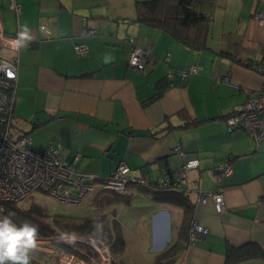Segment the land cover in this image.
I'll use <instances>...</instances> for the list:
<instances>
[{
  "label": "crops",
  "instance_id": "obj_1",
  "mask_svg": "<svg viewBox=\"0 0 264 264\" xmlns=\"http://www.w3.org/2000/svg\"><path fill=\"white\" fill-rule=\"evenodd\" d=\"M16 1L18 16L9 0H0V26L17 35L27 25L33 40L18 48L12 133L29 134L37 151L59 141L64 159L79 154L78 169L94 176L92 192L102 188L119 160L129 165L128 175L156 179L197 159L198 166L186 171L195 185L188 195L192 219L207 231L198 232L193 243L186 240L173 264H264V254L228 258L230 247L242 253L251 242L264 250V139L256 143L225 123L234 106L261 86L262 73L251 63L264 64V22L254 17L264 12V0L199 2L209 14L202 49L134 21L137 0ZM41 24L50 38L43 37ZM80 42L88 46L86 55L74 52ZM134 45L149 50L143 70L128 64ZM191 65L196 73L169 75ZM175 146L183 154L173 151ZM228 158L231 171L218 182L225 207L217 212L210 198L197 200V188H214L213 168ZM143 188L134 186L140 192L126 204L137 198L143 218L120 220L116 211L111 217L136 230L134 241L142 238L147 247L139 255L153 261L177 237L183 211L153 200Z\"/></svg>",
  "mask_w": 264,
  "mask_h": 264
},
{
  "label": "built area",
  "instance_id": "obj_2",
  "mask_svg": "<svg viewBox=\"0 0 264 264\" xmlns=\"http://www.w3.org/2000/svg\"><path fill=\"white\" fill-rule=\"evenodd\" d=\"M9 8L16 16L19 15L21 6L16 0H9ZM254 17L264 22V12L255 13ZM39 30L44 38L51 37L50 30L45 25L41 24ZM91 31L93 30H88L86 33ZM16 36L6 33L0 26V52L2 50L13 52L12 57L0 54V209H3L4 202L25 200L36 191L44 192L57 202L79 204L94 190V176L84 174L78 169L79 154H75L71 160L64 159L61 154L62 144L59 141H54L44 151H37L32 147L29 134L16 136L12 133L11 122L14 116L19 65L18 48L12 43ZM73 49L77 56L88 53L85 42L74 44ZM148 55V49L134 45L128 64L136 70H143L148 66ZM251 66L262 73L261 86L243 102L234 106L231 114L226 116L225 123L229 131L242 129L259 143L264 139V64L251 63ZM196 72V66L191 65L187 69L171 71L169 75L185 77ZM173 151L183 154L179 146H175ZM197 166V159H188L175 172L151 179L147 174L128 175L129 165L124 160H119L111 174L102 180L100 185L102 188L135 194L140 191L135 190L134 186L175 188L189 192L195 185L188 181L186 171ZM230 171L231 158L217 164L212 172L217 182L216 186L208 190L197 188V200L205 202L210 198L215 210L223 211L225 202L218 182ZM96 231L77 238L88 245V248L80 250L77 254L54 245L56 241H66L59 235L38 238L40 245L35 252L40 254V257H32V259L35 264H113L110 248L104 240L107 232L103 229ZM206 231L205 227L192 219L188 243H193L197 239L198 232Z\"/></svg>",
  "mask_w": 264,
  "mask_h": 264
},
{
  "label": "trees",
  "instance_id": "obj_3",
  "mask_svg": "<svg viewBox=\"0 0 264 264\" xmlns=\"http://www.w3.org/2000/svg\"><path fill=\"white\" fill-rule=\"evenodd\" d=\"M202 0H137L136 16L134 21L151 27L161 29L169 33L177 41L186 46L202 49L206 46V27L209 14L200 10L197 5ZM170 78H168L169 80ZM171 80V79H170ZM169 80V81H170ZM165 81H162L163 83ZM167 84V82H165ZM160 84V83H159ZM158 84V85H159ZM165 84H162L164 86ZM151 197L156 201L170 202L182 208L183 218L177 229V237L173 239L154 259L153 264H173L179 254L186 246L188 232L192 221L193 202L190 200L188 192L175 188H147ZM132 192H118L109 188H100L94 195V202L97 209H103L109 205L130 204ZM15 213L13 219L17 223L30 221L39 227V238L61 236L62 233L74 234V243L67 241H56L54 245L67 252L80 253V250L88 248L83 240L77 238L86 233L96 231L93 226L94 219L99 220L102 226L105 225L103 214L94 213L91 216L75 219L71 216L49 215L43 206L37 202H31L28 206H22L17 201H6L3 203V213L7 215ZM103 228V227H102ZM103 229L107 232L104 238L108 244L111 254L123 252L125 241L119 222L112 219V223ZM187 238V239H186ZM185 239V242H184ZM248 250L242 253H235L238 247H230L228 258L240 259L247 255L264 254L255 243H248ZM231 254H234L231 256ZM33 264L35 261L33 260Z\"/></svg>",
  "mask_w": 264,
  "mask_h": 264
},
{
  "label": "rangeland",
  "instance_id": "obj_4",
  "mask_svg": "<svg viewBox=\"0 0 264 264\" xmlns=\"http://www.w3.org/2000/svg\"><path fill=\"white\" fill-rule=\"evenodd\" d=\"M94 193L95 192H91L90 194H88L85 197V199L79 204H69V203H64V202H57L56 200H53L52 198L47 196L44 192L36 191L33 194H31L28 198H26L25 200L19 201L18 203L22 206H28L31 202H37L39 205L43 206L44 210L49 215L51 214L52 215H62L65 217L71 216L72 218H75L78 220L79 218L91 216L94 213H100V214H103L105 218L104 219L105 225L102 226L103 227L102 229H106L105 227H107L108 225L112 223L111 212L113 211H116L118 218L124 221H128L127 219L128 217L129 219L131 218V221L135 223L137 219L139 220L140 216L143 218V215L141 213L137 214V211H136V208H137L136 206L142 204V203L136 202L137 198L133 200L134 203H132L131 205L115 204V205H109L99 210L97 209V205L94 202V198H93ZM136 215H137V218L135 221H133L132 219L134 218V216L136 217ZM147 226H148V231L150 232V224ZM121 227L124 232L123 234L125 236L126 244H125L123 252L119 254H113L114 261L118 264H124V263L153 264L154 260L152 261L151 258L147 259L146 256L143 257L139 255V250L141 252L146 251L147 247H143L144 243H143L142 238L135 240L136 242L134 241L136 230L134 228L130 230L129 228H126V226L124 225H121ZM133 234H134V237L132 236ZM171 235L172 233L168 232V238L165 240L166 244L169 243ZM39 245H40V242L38 246ZM32 257L39 258L40 254H37L34 251ZM33 263L34 262L32 259V264Z\"/></svg>",
  "mask_w": 264,
  "mask_h": 264
},
{
  "label": "clouds",
  "instance_id": "obj_5",
  "mask_svg": "<svg viewBox=\"0 0 264 264\" xmlns=\"http://www.w3.org/2000/svg\"><path fill=\"white\" fill-rule=\"evenodd\" d=\"M31 40V29L27 25H21L12 43L20 48ZM0 213H3V209H0ZM14 216L15 213L0 215V264H32V255L39 244V227L27 220L17 223ZM93 226L97 231L102 229L98 218L94 219ZM61 239L74 243L76 236L62 233Z\"/></svg>",
  "mask_w": 264,
  "mask_h": 264
},
{
  "label": "water",
  "instance_id": "obj_6",
  "mask_svg": "<svg viewBox=\"0 0 264 264\" xmlns=\"http://www.w3.org/2000/svg\"><path fill=\"white\" fill-rule=\"evenodd\" d=\"M113 264H118V263H116V262L114 261Z\"/></svg>",
  "mask_w": 264,
  "mask_h": 264
}]
</instances>
